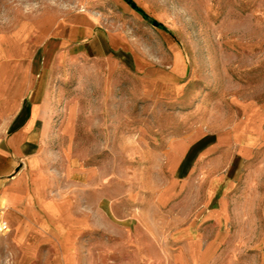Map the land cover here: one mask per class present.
<instances>
[{"label": "crops", "instance_id": "crops-1", "mask_svg": "<svg viewBox=\"0 0 264 264\" xmlns=\"http://www.w3.org/2000/svg\"><path fill=\"white\" fill-rule=\"evenodd\" d=\"M127 10L141 16L126 0H82L0 27V244L14 247L19 264H236L264 176V99L236 98V116L215 114L166 137L151 153L160 166L151 178L132 189L119 181L118 194L95 165L68 162V145L55 150L76 130L75 110L59 121L53 93L68 63L130 74L151 102L177 87L182 52L164 36L170 61L159 63ZM53 157L83 177L80 193L55 195Z\"/></svg>", "mask_w": 264, "mask_h": 264}, {"label": "rangeland", "instance_id": "rangeland-1", "mask_svg": "<svg viewBox=\"0 0 264 264\" xmlns=\"http://www.w3.org/2000/svg\"><path fill=\"white\" fill-rule=\"evenodd\" d=\"M133 1L148 17L139 11L141 16H134L127 10V23L151 42L157 61H170L171 51L166 55L160 49L165 46V37L173 39L182 52L186 69L176 76L177 87L162 93L158 102L147 101L138 96L141 87L134 86L130 74L108 76L103 63L86 60L68 63L53 79L59 121L71 107L76 112L72 141L66 144L63 137L55 150L68 145L64 150L68 162L73 158L80 165H95L110 180L112 194H118L119 181H125L128 189L145 185L144 180L160 167L154 166L151 153L166 137L205 117L214 119L218 114L225 120L236 116V98L264 99V0ZM81 3L0 0V27L35 10H66ZM56 159L52 158L50 167L55 195L69 198L80 193L83 177H70ZM99 184L102 186L95 183V188H100ZM256 187L254 221L243 232L236 264H264V176ZM19 263L14 247L7 250L0 244V264Z\"/></svg>", "mask_w": 264, "mask_h": 264}, {"label": "trees", "instance_id": "trees-1", "mask_svg": "<svg viewBox=\"0 0 264 264\" xmlns=\"http://www.w3.org/2000/svg\"><path fill=\"white\" fill-rule=\"evenodd\" d=\"M126 1H127L129 4L135 6V9H136L137 11L141 12L142 15H143L145 18L148 17V15L142 10V8H140L139 6H137L133 0H126ZM153 21L155 22V25H156L157 27H161V28L167 30V28L164 27V25H162L161 22L156 21V20H153Z\"/></svg>", "mask_w": 264, "mask_h": 264}, {"label": "built area", "instance_id": "built-area-1", "mask_svg": "<svg viewBox=\"0 0 264 264\" xmlns=\"http://www.w3.org/2000/svg\"><path fill=\"white\" fill-rule=\"evenodd\" d=\"M7 229V224L5 221H2L0 224V231H5Z\"/></svg>", "mask_w": 264, "mask_h": 264}]
</instances>
